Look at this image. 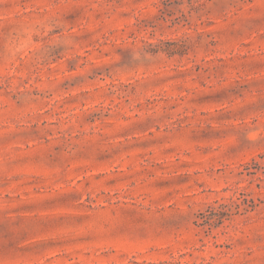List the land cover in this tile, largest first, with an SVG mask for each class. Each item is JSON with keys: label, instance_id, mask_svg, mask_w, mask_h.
<instances>
[{"label": "rangeland", "instance_id": "1", "mask_svg": "<svg viewBox=\"0 0 264 264\" xmlns=\"http://www.w3.org/2000/svg\"><path fill=\"white\" fill-rule=\"evenodd\" d=\"M0 264H264V0H0Z\"/></svg>", "mask_w": 264, "mask_h": 264}]
</instances>
